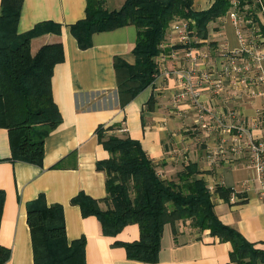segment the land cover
I'll list each match as a JSON object with an SVG mask.
<instances>
[{"label": "crops", "instance_id": "0c3cea01", "mask_svg": "<svg viewBox=\"0 0 264 264\" xmlns=\"http://www.w3.org/2000/svg\"><path fill=\"white\" fill-rule=\"evenodd\" d=\"M195 11H206L215 0H193ZM126 0H106L107 8L119 10ZM2 0H0L1 8ZM264 5V0H263ZM87 0H23L18 33L25 34L38 24L53 23L60 28L35 37L31 51L35 55L45 45L63 44L64 60L58 63L51 80L52 94L61 121L45 139L41 166L11 161L10 136L0 129V189L5 204L0 225V244L11 251L5 264H35L28 205L43 197L47 206L63 207L69 243L86 239L87 264H148L128 259L124 246L139 240L137 224L125 227L116 237L107 236L95 216L85 217L73 200L84 194L101 201L107 198V176L99 163L110 158L97 131L107 135L130 137L139 142L165 179L176 180L189 164L195 163L208 186L229 190V199L217 192L212 202L219 219L235 229L263 254L254 262L264 264V200L259 197L261 182L249 166L247 157L234 155L226 147L229 135L217 127V118L229 123L255 118L264 109L260 97H233L226 90L216 94V82L227 83L224 69L232 46L218 38L221 20L211 24L207 39L194 36L200 46H181L178 35L170 34L161 58L160 74L152 85L127 100L119 93L115 61L136 63L133 49L137 40L134 26L97 33L92 46L81 49L71 26L85 19ZM228 16V14H227ZM229 17V16H228ZM264 26V13H259ZM194 25V23H192ZM191 51V54L189 53ZM209 73L213 82L199 85L201 75ZM191 83L199 91L205 115L196 108L186 91ZM184 93L180 98L179 94ZM151 98L155 101L150 106ZM264 120V113L263 118ZM207 124V128L203 124ZM224 144V153H213ZM232 245L200 231L190 220L165 225L159 261L155 264H239L231 261Z\"/></svg>", "mask_w": 264, "mask_h": 264}, {"label": "trees", "instance_id": "16d2710c", "mask_svg": "<svg viewBox=\"0 0 264 264\" xmlns=\"http://www.w3.org/2000/svg\"><path fill=\"white\" fill-rule=\"evenodd\" d=\"M240 7L249 5L239 0ZM193 0H126L119 10H109L106 0H87L85 19L71 26V32L81 49L92 46L97 33L127 26L137 30L133 49L136 59L130 65L115 61L119 93L131 100L153 84L160 74L159 58L174 22L192 21L190 34L207 39L210 26L227 16L232 0H215L206 11H195ZM23 0H2L0 8V129H7L11 144V161L37 166L43 164L47 135L61 121L54 102L51 80L55 66L64 60L63 44L45 45L33 55L32 40L60 26L38 24L25 34L18 33ZM200 44H193L194 47ZM181 46L173 47L188 48ZM151 98L148 106L154 103ZM99 140L110 158L98 168L107 176V208L84 194L73 203L79 205L85 217L95 216L105 235L116 237L131 224H137L140 238L125 247L128 259L148 264L159 261L165 225L190 220L200 231H210L213 237L232 245L231 261L244 264L263 257L235 229L217 216L212 194L204 179L197 178L198 166L191 163L176 180L163 178L141 144L130 137L107 135L105 128L97 131ZM216 192L226 200L230 192L219 186ZM5 191L0 189V225L5 204ZM28 225L31 230L35 264H87L86 239L69 243L63 207H48L44 198L28 205ZM11 257L10 249L0 244V264Z\"/></svg>", "mask_w": 264, "mask_h": 264}, {"label": "built area", "instance_id": "2783aa9c", "mask_svg": "<svg viewBox=\"0 0 264 264\" xmlns=\"http://www.w3.org/2000/svg\"><path fill=\"white\" fill-rule=\"evenodd\" d=\"M249 5L240 7L239 0H232V9L228 16L236 26L240 47L230 51L228 54V65L224 72L227 83L216 82L213 91L219 94L223 91H231L237 98L260 97L264 99V74L261 63L264 61V26L259 22V13H264L263 0H247ZM190 23L192 21L174 22L169 30L170 34L178 35L179 42L193 48L197 39L190 34ZM191 54V51L189 52ZM213 82L209 73L201 75L199 85L211 84ZM186 91L191 93L197 110L205 115L207 112L199 101V91L191 83H187ZM180 98L184 93L179 94ZM264 109L256 111L255 118L249 123L243 119L237 123H227L224 118H217V127L225 135H229L226 147L234 155H245L249 166L252 168L256 178L262 184L259 197L264 200ZM203 127H208L203 124ZM224 144L213 153L214 157L223 154ZM211 194L216 192V187L208 186Z\"/></svg>", "mask_w": 264, "mask_h": 264}, {"label": "rangeland", "instance_id": "374dc122", "mask_svg": "<svg viewBox=\"0 0 264 264\" xmlns=\"http://www.w3.org/2000/svg\"><path fill=\"white\" fill-rule=\"evenodd\" d=\"M221 34L218 36V38L225 41V43H229L232 46H238V39H237V33L235 26L230 21V18L228 16L222 18L221 20ZM263 74H264V61L261 63ZM234 97V95L232 94Z\"/></svg>", "mask_w": 264, "mask_h": 264}]
</instances>
